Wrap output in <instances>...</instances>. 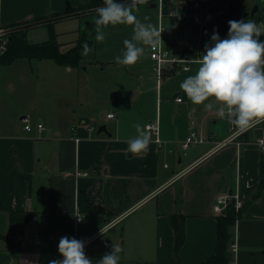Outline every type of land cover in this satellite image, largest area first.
<instances>
[{"label":"crops","instance_id":"obj_1","mask_svg":"<svg viewBox=\"0 0 264 264\" xmlns=\"http://www.w3.org/2000/svg\"><path fill=\"white\" fill-rule=\"evenodd\" d=\"M90 3L0 0V28L10 33L34 23L24 32L26 39L38 31L48 40L53 31L59 42L68 33L61 24L86 17L78 12ZM137 3L158 19L157 0ZM165 3L167 12L191 20L186 28L185 46H189L190 29L197 32L217 22L229 0ZM255 5L259 4L251 10ZM262 8L258 16L264 15ZM72 12L75 16L60 18ZM207 14L213 16L212 21H204ZM257 25L264 27V22ZM166 36L171 42V34ZM202 46L199 41L193 48ZM145 51L156 74L146 45ZM97 64L102 66L100 61ZM198 67L179 73L180 77L194 75ZM87 69L83 56L79 67L62 66L51 59L20 58L7 65L0 61V264L60 260L59 240L74 231L78 240L87 242L85 253L93 264L111 251L113 243L122 247L118 264H202L216 252L217 218L222 215L214 211L216 199L236 194L241 215L231 230L230 264H264V189L257 194L264 122L247 129L235 127L220 116V105L209 101L213 110L205 111L203 105L192 104L180 89L181 81L164 90L178 73L166 74L161 83L157 79L155 87L141 78L144 83L134 84L126 101L139 105L125 108L116 101L101 116L99 106L75 90L74 72ZM178 97L182 102L176 101ZM110 113L115 118H107ZM26 118L34 126L30 133L24 130ZM157 118L161 144L145 129ZM38 124L43 131L37 130ZM137 124L150 143L146 153L132 154L127 141L137 136ZM101 125H106L107 133H98ZM192 132L210 139L184 149L182 143ZM235 133L236 138L217 147ZM235 202L232 198L228 205ZM12 212L34 213L20 251L11 250L2 238L9 235ZM77 214L83 218L80 223ZM174 215L185 217L186 238L178 252L171 224ZM235 242L238 251L231 255Z\"/></svg>","mask_w":264,"mask_h":264},{"label":"clouds","instance_id":"obj_2","mask_svg":"<svg viewBox=\"0 0 264 264\" xmlns=\"http://www.w3.org/2000/svg\"><path fill=\"white\" fill-rule=\"evenodd\" d=\"M136 0L131 4L119 0H104V6L95 11L98 18L95 40L105 39L102 26L127 24L133 26L132 38L123 41L124 51L115 57L118 64L135 65L144 56V47L156 46L161 40V32L152 25L141 22L133 13ZM228 35L221 39L218 32L211 36V44H205V51L199 60L198 70L187 76L180 89L194 105H203L205 111L213 110V103L220 105L221 117H227L241 129L264 122V42L259 37L264 27L253 20H229ZM83 55L92 49L83 45ZM212 101V102H209ZM137 136L129 139L128 151L132 154L146 153L150 137L135 125ZM85 242L74 237L63 236L58 243V252L63 257L53 259L49 264H93L85 254ZM122 247L113 243L112 249L96 264H118Z\"/></svg>","mask_w":264,"mask_h":264},{"label":"rangeland","instance_id":"obj_3","mask_svg":"<svg viewBox=\"0 0 264 264\" xmlns=\"http://www.w3.org/2000/svg\"><path fill=\"white\" fill-rule=\"evenodd\" d=\"M96 1L91 8L81 9L78 12V14L86 15V17L81 18L80 21L67 20L61 24L65 32L68 33L62 34L59 42L63 44L61 47V51L63 52L75 44L83 46L87 43L89 48L92 49L87 55L82 54L83 63L88 69L74 72V79H76L75 90L78 95L80 94V97L85 95V100L99 106L98 110H100L101 116H106L108 108H113L114 105H116V101L125 106V108L139 105V103L129 102V104H127L126 102L127 97L129 100L131 98V87L136 83H144L141 81V78L148 83V86L155 87L157 85V77L156 74L153 73L151 62L145 58L146 51H144V56L132 66H124L115 61V57L121 56L124 51L123 41L132 38L133 26L127 24L102 26L105 39L100 43L95 40L96 32L94 34L88 24H90V26L95 25V21L98 18L95 10L104 6V0H98L99 2ZM138 1L140 0H136V3ZM119 2L125 3L126 5L131 4V0H119ZM254 4H259L258 0H244V10L251 11V6ZM150 12L145 10L144 6L138 3L135 5V8H133V13L141 22L156 28L158 24L157 16L152 15ZM259 17L264 22V15ZM217 19L219 20V16H217ZM218 20H216L217 22L203 25L197 32L191 28L189 33V47L193 48V45H195V43L197 44L199 41H201L202 45L211 41L213 32H217L219 28ZM42 22L50 23V21ZM165 24L169 25V20L166 19ZM31 25H34V23ZM31 25L24 24L15 27L10 30V33L12 35L23 33ZM79 29H81L80 33L76 31ZM27 40L29 43L37 45L46 42L47 37L36 31L31 32ZM164 45L170 47V36H165ZM139 46L144 47L145 50V45L140 44ZM98 61H100V63L102 62V66L101 64H97ZM185 78V76H183V78L180 77L179 73L176 74V79L173 84H166L164 90L172 85H179V81L182 82ZM78 80L80 84H77ZM149 103L150 102H148V104Z\"/></svg>","mask_w":264,"mask_h":264},{"label":"trees","instance_id":"obj_4","mask_svg":"<svg viewBox=\"0 0 264 264\" xmlns=\"http://www.w3.org/2000/svg\"><path fill=\"white\" fill-rule=\"evenodd\" d=\"M96 0H91V3L80 9L91 8ZM100 1V0H99ZM98 0L96 2H99ZM250 11L244 10V0H229L227 11L219 17L217 32L221 39L228 35V21L229 20H253L257 24L261 18L258 13L250 16ZM75 16L74 12L60 16V18H68ZM169 26L171 28V43L172 47H181L183 54L186 56L202 55L205 51V45L200 49L190 48L185 46L186 42V28L190 24V19L187 17L173 16L169 19ZM95 34L96 24L90 26ZM211 44V43H207ZM83 46L76 44L66 52L61 51V45L57 40L53 31L50 33L49 39L42 43L33 45L30 44L25 33H18L8 37L7 50L1 55L2 64H10L17 59H51L62 66L79 67L82 63ZM264 189V155L260 165V184L258 195ZM241 215V210L237 211L234 203H230L225 209L224 213L217 218V247L213 256L208 257L202 264H230L229 246L233 239L232 228L236 220ZM33 212H12L10 214V232L4 238L9 248L13 251H20L21 244L24 239L25 227L33 219ZM171 224L175 232V249L176 252L183 246L185 242V217L183 215H174L171 217Z\"/></svg>","mask_w":264,"mask_h":264},{"label":"built area","instance_id":"obj_5","mask_svg":"<svg viewBox=\"0 0 264 264\" xmlns=\"http://www.w3.org/2000/svg\"><path fill=\"white\" fill-rule=\"evenodd\" d=\"M147 1H152V0H147ZM258 2L260 8L261 6L264 7V0H258ZM165 6H166L165 0H157L158 24L156 30L161 32L162 41H160L156 46L146 45L149 59L154 63V70L159 83H161L163 77L168 73H190L193 67L199 64L198 62L202 56V55L186 56L183 54L182 49L178 47H166L164 45L165 36L171 34V28L169 25L165 24V20L174 16L171 11L169 12L166 11ZM203 18L205 22H210L213 20V16L211 14L205 15ZM9 34H10L9 31H5L0 28V55H2L7 50ZM259 40L263 42L262 35L259 37ZM176 101L182 102V98L178 97ZM107 118L113 119L115 118V115L113 113H110L107 115ZM24 123H25L24 130L26 132L30 133L34 130V126L29 119L27 118L24 119ZM36 128L39 132L43 131L44 129L42 124H38ZM145 129L148 132L149 136L153 138V140L156 143L158 144L162 143V140L160 138V123L158 118L153 121H149L145 125ZM236 136L237 135L235 133L228 139L218 142L217 147H222L226 145L234 138H236ZM209 139L210 138L208 136H204L202 134L192 132L190 135L186 137V139L182 143V147L184 149H188L193 144H202L207 142ZM76 141H78V139H76ZM262 144L264 143L262 142ZM232 198L236 200L235 202L236 210L240 209L241 203L239 202V197L237 194L222 195L216 199L214 205V211L217 214H223L228 206L229 200ZM82 220H83L82 216L77 214L76 222L80 223ZM65 236L69 238L74 237L78 239L76 231L72 233H66ZM86 246H87V242H85V248ZM237 251H238V245L235 242L231 246V252H232L231 255L235 254Z\"/></svg>","mask_w":264,"mask_h":264},{"label":"water","instance_id":"obj_6","mask_svg":"<svg viewBox=\"0 0 264 264\" xmlns=\"http://www.w3.org/2000/svg\"><path fill=\"white\" fill-rule=\"evenodd\" d=\"M260 10L259 5H255L252 10L249 12L250 16H254L258 11ZM262 11H264V8H262ZM234 126L236 127V125L234 124ZM107 133V127L106 125H101L98 129V133ZM232 256H230L231 258Z\"/></svg>","mask_w":264,"mask_h":264}]
</instances>
